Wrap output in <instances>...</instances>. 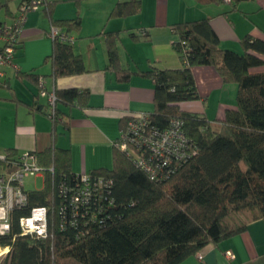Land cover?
<instances>
[{
	"label": "trees",
	"instance_id": "16d2710c",
	"mask_svg": "<svg viewBox=\"0 0 264 264\" xmlns=\"http://www.w3.org/2000/svg\"><path fill=\"white\" fill-rule=\"evenodd\" d=\"M195 1L202 4L226 2ZM243 1L248 0H228L227 3L235 6ZM140 5L141 0L118 2L112 15L136 14ZM34 7H42L50 26L65 35L71 36V29L79 26V17L53 21L46 0H22L16 13H10L12 22H0V30L12 28ZM172 33L175 36L172 47L182 68H152L138 74L153 82V111L145 113L148 128L163 131L171 120H180L189 143L187 159L173 161L168 167L159 166L151 179V175L134 162L136 156L148 161L151 153L133 150L134 153L128 155L120 151L114 141L112 167L87 172L91 178L110 180L109 193L106 195L100 188L88 208L80 210L82 216L87 213L85 217L77 218L73 226L65 223L71 219L69 210L66 215L60 214L58 192L52 191L51 177L46 173L44 186L39 190H26V205L10 214V231L0 236V249H7L2 264H179L210 244L244 232L249 223L264 220V71L251 72L253 68L264 66V40L245 36L239 42L240 53L223 49L207 19L175 23ZM115 35L105 34L107 68L127 79L131 73L119 66ZM16 39L18 42L12 43L10 62L0 68L2 76L3 68L12 65L20 34ZM51 42L48 59L54 80L86 71L81 56L73 51L74 41L72 44L57 39ZM2 44L0 53L7 43L2 40ZM197 66L212 67L223 83L236 86L235 107L227 110L220 121H210L202 114L179 107L180 103L199 99L191 71ZM26 77L35 84L37 97H42L39 93L42 78L33 73ZM53 92L56 103L52 110L46 100L49 107L46 116L54 126L60 124L68 129L58 105H84L88 93L75 88ZM130 119L129 114L120 120L119 135ZM43 155L42 164L36 155L37 161L44 168L53 167L56 186L63 177L67 178V184L77 181L72 179L78 173L70 169L69 150L52 147ZM34 206L48 209L46 239L23 235L19 227V218L28 215Z\"/></svg>",
	"mask_w": 264,
	"mask_h": 264
},
{
	"label": "crops",
	"instance_id": "0c3cea01",
	"mask_svg": "<svg viewBox=\"0 0 264 264\" xmlns=\"http://www.w3.org/2000/svg\"><path fill=\"white\" fill-rule=\"evenodd\" d=\"M22 0H0V22L10 24ZM53 21L80 18L71 29L73 51L81 56L86 71L54 80L48 59L52 42L45 35L50 20L42 7L27 13L20 33V45L12 65L0 78V152H36L39 163L49 148L67 149L70 169L87 173L112 167L113 142L120 132V120L129 114L153 111V82L139 75L152 68L177 70L182 63L172 47V25L207 19L223 49L240 53L245 36L264 40V0L202 4L195 0H141L138 13L114 17L118 2L128 0H46ZM9 10V13L8 11ZM115 33L119 66L131 75L122 79L107 68L105 34ZM0 40V49L2 48ZM199 99L179 107L220 121L235 107V84L222 82L209 66L192 68ZM264 66L251 72H262ZM42 78L46 92L75 88L88 93L84 105L59 108L69 128L53 125L46 116L47 99L37 97L35 84L26 77ZM23 74V75H22ZM26 74V75H25ZM57 106V107H58ZM226 253L233 257L227 258ZM179 264H264V220L248 224L238 235L204 247Z\"/></svg>",
	"mask_w": 264,
	"mask_h": 264
},
{
	"label": "built area",
	"instance_id": "2783aa9c",
	"mask_svg": "<svg viewBox=\"0 0 264 264\" xmlns=\"http://www.w3.org/2000/svg\"><path fill=\"white\" fill-rule=\"evenodd\" d=\"M226 2L228 0H225ZM36 9L35 7L33 10ZM23 18H19L12 28L6 27L0 30V39L6 42L4 51L0 53V68L10 62L13 54L12 43L18 42L16 39L21 33ZM46 36L51 40H58L61 43H73L74 39L62 33L57 27L50 26ZM2 72L0 69V77ZM40 96L46 97L50 108L54 109L56 96L54 92H46L44 83L39 81ZM131 119L127 122L125 131L120 133L115 140V146L128 155L134 153L133 150L145 151L151 153L148 161L134 157V162L143 169L144 172L151 175V179L161 167H168L169 164L184 161L189 156V143L182 130L180 120H171L168 127L163 130L149 129L147 116L145 113L130 114ZM147 130V131H146ZM133 148V149H131ZM50 174V183L52 191L58 192L60 198V214L66 215V211L71 213V219L65 221L70 225H76L77 218H84L80 210H85L91 204L100 188L105 190L108 195L110 180H104L101 177L91 178L88 173H80L75 178V183L67 184V178L63 177L59 185H55L53 180V167L44 168L39 165L37 157L32 152H25L18 156H9L7 152H0V236L9 233L10 214L16 208H22L27 203V191L24 188V179L27 177H42ZM48 209L45 206H34L29 214L19 218V227L23 235L35 236L41 239L48 237ZM7 252V249H4ZM3 254V255H4ZM2 256V253H1ZM227 258L233 256L226 253ZM197 260L203 261L201 255L197 254Z\"/></svg>",
	"mask_w": 264,
	"mask_h": 264
},
{
	"label": "rangeland",
	"instance_id": "374dc122",
	"mask_svg": "<svg viewBox=\"0 0 264 264\" xmlns=\"http://www.w3.org/2000/svg\"><path fill=\"white\" fill-rule=\"evenodd\" d=\"M21 154H23V152H21ZM23 183H24L25 190H28V191L39 190L44 186V182H43L42 177H37V178L27 177L24 179ZM4 252H5V250L1 249L0 264H2V260H3L2 256H3ZM1 253H2V256H1Z\"/></svg>",
	"mask_w": 264,
	"mask_h": 264
},
{
	"label": "bare ground",
	"instance_id": "6f19581e",
	"mask_svg": "<svg viewBox=\"0 0 264 264\" xmlns=\"http://www.w3.org/2000/svg\"><path fill=\"white\" fill-rule=\"evenodd\" d=\"M0 252H1V249H0Z\"/></svg>",
	"mask_w": 264,
	"mask_h": 264
}]
</instances>
